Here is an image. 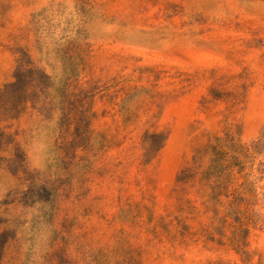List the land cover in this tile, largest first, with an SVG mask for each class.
Listing matches in <instances>:
<instances>
[{
	"label": "rangeland",
	"instance_id": "obj_1",
	"mask_svg": "<svg viewBox=\"0 0 264 264\" xmlns=\"http://www.w3.org/2000/svg\"><path fill=\"white\" fill-rule=\"evenodd\" d=\"M0 264H264V0H0Z\"/></svg>",
	"mask_w": 264,
	"mask_h": 264
}]
</instances>
